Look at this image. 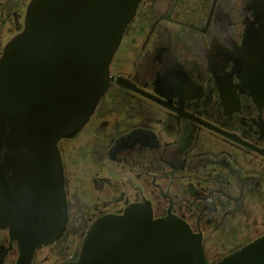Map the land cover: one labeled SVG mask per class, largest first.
<instances>
[{"label": "flooded vegetation", "instance_id": "obj_1", "mask_svg": "<svg viewBox=\"0 0 264 264\" xmlns=\"http://www.w3.org/2000/svg\"><path fill=\"white\" fill-rule=\"evenodd\" d=\"M29 1L0 0V56ZM109 69L87 122L57 143L67 221L29 264L75 262L90 223L134 203L201 234L206 264L210 236L256 232L227 254L263 234L264 0H140ZM20 255L0 226V264Z\"/></svg>", "mask_w": 264, "mask_h": 264}, {"label": "water", "instance_id": "obj_2", "mask_svg": "<svg viewBox=\"0 0 264 264\" xmlns=\"http://www.w3.org/2000/svg\"><path fill=\"white\" fill-rule=\"evenodd\" d=\"M139 2L30 0L23 28L3 48L0 226L18 242V264H29L32 251L65 228L57 143L82 128L108 88L110 62ZM253 231L210 236L208 264ZM64 264H206V257L201 234L184 220L154 218L148 204L134 203L120 214L94 219L78 259ZM215 264H264V233Z\"/></svg>", "mask_w": 264, "mask_h": 264}]
</instances>
